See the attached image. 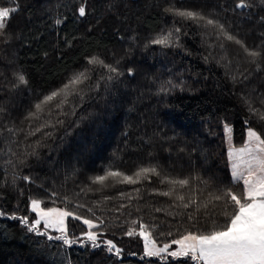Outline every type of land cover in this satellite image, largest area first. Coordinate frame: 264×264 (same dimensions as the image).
<instances>
[{
  "label": "trees",
  "instance_id": "1",
  "mask_svg": "<svg viewBox=\"0 0 264 264\" xmlns=\"http://www.w3.org/2000/svg\"><path fill=\"white\" fill-rule=\"evenodd\" d=\"M80 2L0 0V7L18 5V11L6 21L10 33L7 41L0 37V106L7 110L0 119L3 133L0 135V211L5 213L0 216V264H67L65 257L71 264H145L139 258L143 254L142 241L123 237V228H109L106 235L124 249L122 260H117L79 245L66 251L64 247L57 248L54 245L59 242H47L44 237L29 232L21 220L12 217L27 216L31 220L35 216L30 196L45 197L48 206H67L78 214L90 215L85 209H75L74 205H92L103 196H113L115 200L103 203L105 207H114L126 202L119 198L120 191L135 195L136 187L141 188L145 200L167 208V197L149 196L145 192L153 187H167L158 184L155 177L151 184H116L104 191H97L99 186L92 185L90 178L109 169L132 174L140 166L155 165L163 174L174 178L199 174L228 184L231 168L222 123L233 127L235 146L245 142L249 127L264 132L259 116L250 114L240 100L242 94L255 89L254 106L260 107L255 97L264 92V70L254 72L244 84H234L231 77L238 74L237 67L241 71L249 67L243 64V50L211 35L210 26L204 28L202 22L182 20L165 11L167 8L190 9L212 18L219 12L222 22L231 21L229 31L253 48L264 46V37L260 35L264 32V22L259 19L264 16V5L259 0H252L255 7L250 10L251 19L240 15L244 10L232 11L238 0H86L87 14L83 18L76 14ZM57 16H66L65 23L55 25ZM177 27L180 32L175 33L174 38L178 36L180 47L165 48L149 43ZM221 42L225 49L219 47ZM225 50L229 58H234L233 65L225 66L221 59ZM92 56H99L108 63L120 59L124 75L109 85L108 92L104 91V81H100L98 92L86 88L82 101L72 97L64 108L67 114H58L59 110L54 109L53 115L46 112L39 121L33 122L35 126L47 121L49 126L43 131L50 132V137L37 133L25 139L22 132L9 137L4 125L11 126L10 122L15 121L27 131L29 122L24 117L34 103L60 88L71 75L84 68ZM129 67L134 69L132 76L127 73ZM16 72H23L28 84L13 89ZM101 73H106V69L97 68L91 73L89 84L95 83ZM168 81L177 87L161 92V86L167 88ZM57 120L62 123L57 124ZM37 139L45 145L39 149V161L30 158L31 167L14 169L8 163L16 160L11 152L31 151L28 145ZM10 140L15 142L10 144ZM13 171L31 175L49 192L17 180L24 190L21 195L6 182L11 180ZM89 186L92 191L88 190ZM51 191L59 195L49 198ZM65 195L72 201L67 205L63 202ZM104 215L117 214L105 212ZM137 215H143L145 222H151L152 215L172 219L165 217L164 212L149 215L147 210L133 213L134 217ZM74 223L79 222L70 218V232ZM81 230L80 227L75 229L77 234ZM173 233L178 235L175 229ZM133 252L137 255H128ZM148 259L152 264H164L158 258ZM168 264L193 262L169 257Z\"/></svg>",
  "mask_w": 264,
  "mask_h": 264
},
{
  "label": "snow or ice",
  "instance_id": "2",
  "mask_svg": "<svg viewBox=\"0 0 264 264\" xmlns=\"http://www.w3.org/2000/svg\"><path fill=\"white\" fill-rule=\"evenodd\" d=\"M259 2L264 5V0H259ZM85 3L86 0H81L76 9V14L80 18L87 14ZM254 7L255 4L252 0H238L232 11L244 10L240 12V15L251 19L250 10ZM17 11L18 5L12 8L0 7V37H3L5 41L10 35L7 32L6 21ZM165 11L179 16L182 20H189L197 24L202 22L204 28L209 26L212 28L211 35L217 39L222 38L223 41L234 43L243 50L245 54L243 64L249 67L243 68L242 71L240 67H237L238 74L231 77L234 84H244L251 79L254 72L264 70L262 68L264 46L250 48L236 34L229 31L231 21L222 22L219 19V12L214 14L215 18H212L211 15L190 9L167 8ZM223 11L227 12L228 9ZM66 19V16H57L54 19V24L62 25ZM259 19L264 22V16ZM179 32L180 28H174V30L152 39L149 43L162 45L165 48L180 47L178 36L174 38L175 33ZM260 35L264 37V32H261ZM66 44L70 46V42L66 41ZM219 47L225 49L224 43H219ZM207 59L208 57H205L206 61ZM221 59L225 61V66L233 65L234 58H229L226 50ZM120 63V59H116L114 63H108L99 56L89 57L84 68L71 75L60 88L43 95L38 102L34 103L24 117V120L29 122L27 131L17 126L15 121L10 122L11 126L4 125L3 129L8 132L9 137H15L17 133L21 132L24 133L25 139L35 136L37 133L50 137V132L43 131L45 127L49 126L47 121L43 125L35 124V126H33V122L39 121L46 112L49 116L53 115L54 109L59 110L58 114H67L64 112V108L71 103V98L76 97L82 101L86 95V88L98 92L101 87L100 81H104V91L108 92L109 85L124 75ZM97 68L106 69V73H101L95 83L89 84V81L92 80L91 73L95 72ZM127 73L129 76L135 74L131 67L127 69ZM13 75L15 78L13 89L28 84V79L23 72H16ZM167 84V88L161 86V92L171 91L177 87L171 81H168ZM181 90L183 89L181 88ZM255 91L252 89V92L242 94L240 100L250 114L259 116L261 122L264 123V92L255 97L260 105V107H256L253 99ZM6 111L5 107L0 106V119L3 118ZM56 123L60 124L62 121L57 120ZM222 127L228 143L227 156L231 161L230 183L228 184L222 181L214 182L211 177L205 179L199 174L174 178L163 174L155 165L140 166L132 174L109 169L102 175L90 178L92 185L99 186L97 191L115 187L116 184H151L155 177L158 184L167 187L164 189L153 187L150 191L146 189L145 192L149 196L167 197V208L156 206L149 200H145L141 195V188L136 187L133 189L135 195L120 191L119 198L126 202L114 207H105L103 203L115 200L116 197L113 196H103L101 200L94 201L92 205L83 203L74 205L75 209H85L86 213L90 215L78 214L76 210H69L67 206H48L45 197L30 196L31 211L35 216L31 220L27 216H13L12 219L21 220L29 232L44 237L47 242H59L54 246L64 247L65 251L74 245H79L91 252L99 251L109 258L122 260L124 249L114 239L106 238V235L109 228H123V237L139 238L142 241L143 254L139 258L141 261H145V264H152L148 258H158L164 264H168L169 257L173 259L186 258L193 264H264V132L249 127L247 140L237 147L232 142V126L223 122ZM2 134L0 131V135ZM12 142L15 141H9L10 144ZM44 146L41 140L37 139L34 144L28 145L31 151L26 149L20 153L11 152L16 160H9L8 163L13 165L14 169L31 167L29 159L35 158L39 161V149ZM8 151H11L10 147ZM11 175V180L6 182L16 188L21 195L24 194V190L18 186L17 180L33 184L46 193L49 192L44 188L43 183H38L31 175H20L16 171H13ZM88 190L92 191L91 186L88 187ZM58 195L56 191H51L49 198ZM133 201H143V203H133ZM63 202L67 205L72 201L65 195ZM145 210L149 215L152 212H164L165 217L172 219H160L152 215L151 222H145L143 215L133 216V213L141 214ZM97 212H100V215H97ZM105 212L117 215L106 217ZM2 215L5 213L0 211V216ZM178 217L179 219H177ZM70 218L74 222H79L72 225L71 232L69 230ZM78 227L82 229L79 234L75 231ZM173 229L178 235L174 236ZM112 234L116 235L115 232ZM166 237L173 238L165 241ZM173 246L176 247L173 248ZM128 255L135 256L137 254L133 252ZM65 260H67V264H71L68 257H65Z\"/></svg>",
  "mask_w": 264,
  "mask_h": 264
},
{
  "label": "rangeland",
  "instance_id": "3",
  "mask_svg": "<svg viewBox=\"0 0 264 264\" xmlns=\"http://www.w3.org/2000/svg\"><path fill=\"white\" fill-rule=\"evenodd\" d=\"M233 128V127H232ZM246 140H247V136H246ZM245 140V141H246ZM232 142H233V132H232ZM226 144H227V148H228V143H227V141H226ZM237 147H239V146H237ZM229 162H230V168H231V161H230V159H229ZM176 246H173V248H175Z\"/></svg>",
  "mask_w": 264,
  "mask_h": 264
}]
</instances>
